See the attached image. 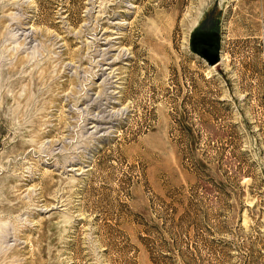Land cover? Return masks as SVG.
Returning a JSON list of instances; mask_svg holds the SVG:
<instances>
[{
  "label": "rangeland",
  "instance_id": "374dc122",
  "mask_svg": "<svg viewBox=\"0 0 264 264\" xmlns=\"http://www.w3.org/2000/svg\"><path fill=\"white\" fill-rule=\"evenodd\" d=\"M0 264H264V0H0Z\"/></svg>",
  "mask_w": 264,
  "mask_h": 264
},
{
  "label": "water",
  "instance_id": "95a60500",
  "mask_svg": "<svg viewBox=\"0 0 264 264\" xmlns=\"http://www.w3.org/2000/svg\"><path fill=\"white\" fill-rule=\"evenodd\" d=\"M221 35L215 30L197 29L191 37L192 50L204 58L210 66L221 61Z\"/></svg>",
  "mask_w": 264,
  "mask_h": 264
},
{
  "label": "flooded vegetation",
  "instance_id": "af4514ba",
  "mask_svg": "<svg viewBox=\"0 0 264 264\" xmlns=\"http://www.w3.org/2000/svg\"><path fill=\"white\" fill-rule=\"evenodd\" d=\"M212 30H215L217 33H219V31L218 30H216V29H212ZM222 47V46H221Z\"/></svg>",
  "mask_w": 264,
  "mask_h": 264
}]
</instances>
